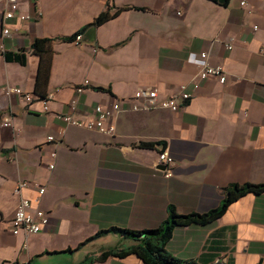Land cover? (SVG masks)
Wrapping results in <instances>:
<instances>
[{"label":"crops","instance_id":"crops-1","mask_svg":"<svg viewBox=\"0 0 264 264\" xmlns=\"http://www.w3.org/2000/svg\"><path fill=\"white\" fill-rule=\"evenodd\" d=\"M4 11L0 1V264H81L135 244L117 233L95 238L101 231L156 229L170 208L205 214L222 205L230 186L264 184V0L225 7L209 0H23L20 14L32 20L9 22L7 37ZM104 12L115 15L95 25ZM75 34L79 41L65 40ZM36 39L52 40L42 76ZM203 52L223 67L226 82L207 80L178 112L133 111L128 103L113 137L56 118L71 113L77 98L73 115L85 118L140 89L165 96L191 82ZM6 86L53 100L46 111L38 98L6 97ZM163 149L174 159L169 178L158 163ZM21 181L32 185L22 193L31 201L46 189L34 205L50 216L27 243L10 231ZM166 249L197 264H264V193L239 198L206 225L177 227ZM91 264L144 263L129 255Z\"/></svg>","mask_w":264,"mask_h":264},{"label":"built area","instance_id":"built-area-1","mask_svg":"<svg viewBox=\"0 0 264 264\" xmlns=\"http://www.w3.org/2000/svg\"><path fill=\"white\" fill-rule=\"evenodd\" d=\"M5 4V11L2 18L3 36H9V22L15 18H19L22 21L32 20L29 15H21L20 10L23 4V0H0ZM41 15V13H38ZM78 35L75 41H79ZM225 48L228 51L233 49L232 44H226ZM195 61L198 65V72L195 77L188 84L178 86L172 90L169 94L161 96L156 88H145L138 90L134 96L130 99H122L113 103L110 107L105 108L102 105H98L93 113L85 118L75 117L74 111L78 107L79 98L74 100L70 104L71 113L56 114V118L63 122L65 126H73L77 128H83L91 131H97L98 133L113 137L116 133V117L117 114L130 103L133 111L141 110H153L156 108L169 110L172 112H178L182 110L185 105L194 98L196 91L199 90L204 82L213 78L223 85L226 82V73L221 65L213 64L210 59L209 53H200ZM89 82L86 80L84 86L78 87V95H82L84 87L88 86ZM6 97L17 96L22 101L31 104L37 99L32 93L25 92L21 88H13L6 86L3 89ZM53 100V94H48L43 101L44 110L49 109V104ZM2 126L5 128L12 126V118L10 115H6L2 119ZM48 142H54L53 137L47 138ZM56 152L51 154V157L55 159ZM158 163L166 167L164 176L169 178L173 175L171 167L174 164V159L170 155L168 150H162L158 155ZM50 169H54V164L50 165ZM32 185L26 181H21L17 184L15 193L19 196L20 202L11 221L10 231L12 235H22L27 243L28 238L31 235L39 234L50 224V216L46 211L40 207H36L34 203L39 202L41 196L44 195L46 189L39 187L38 197L36 200L31 201L22 196L24 190L30 188ZM36 187V185H34Z\"/></svg>","mask_w":264,"mask_h":264},{"label":"trees","instance_id":"trees-1","mask_svg":"<svg viewBox=\"0 0 264 264\" xmlns=\"http://www.w3.org/2000/svg\"><path fill=\"white\" fill-rule=\"evenodd\" d=\"M220 6H227L230 0H209ZM115 15V14H114ZM114 15L109 12L102 13L95 21V25H101L102 23L110 20ZM78 35L71 36L66 41H73ZM51 45L50 39H36L32 45L33 52L41 58V64L39 69V75L42 76L45 72H48L51 57ZM7 61L18 60L23 62L20 55L5 54ZM47 60L46 65L44 64ZM39 76V77H40ZM39 81V80H38ZM39 100H45L46 94L40 92H34ZM142 148L154 149L155 144L143 143ZM165 150V149H163ZM260 195L264 193V184H245V185H232L225 191V199L222 205L215 210H212L205 214H189L179 215L173 208L169 209V216L161 226L156 229L133 231L119 228H111L109 230L99 232L95 238L101 237L109 233H117L125 238H129L135 242L134 245L128 248H113L103 252L97 258H86L81 264H91L94 262H103L110 257L125 258L129 255L137 256L144 264H197L193 261H182L171 256L166 247L170 239L172 238L173 231L177 227H187L191 225H206L216 219L220 218L227 208L237 201L239 198L247 194Z\"/></svg>","mask_w":264,"mask_h":264},{"label":"water","instance_id":"water-1","mask_svg":"<svg viewBox=\"0 0 264 264\" xmlns=\"http://www.w3.org/2000/svg\"><path fill=\"white\" fill-rule=\"evenodd\" d=\"M216 264H221V262H218V263H216Z\"/></svg>","mask_w":264,"mask_h":264}]
</instances>
